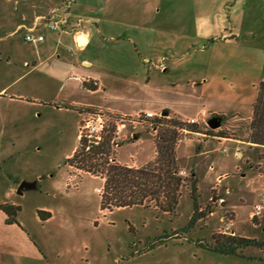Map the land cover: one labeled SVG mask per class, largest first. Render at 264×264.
Listing matches in <instances>:
<instances>
[{
    "label": "rangeland",
    "instance_id": "374dc122",
    "mask_svg": "<svg viewBox=\"0 0 264 264\" xmlns=\"http://www.w3.org/2000/svg\"><path fill=\"white\" fill-rule=\"evenodd\" d=\"M63 1L0 0V201L21 208L23 264H46L43 256L36 261L40 247L49 264H264V225L248 220L264 187V150L246 142L264 80V0H107L111 7L104 10L101 0H76L68 10ZM35 4L62 15L79 6L82 21L93 29L88 45L76 46L67 34L76 28L71 19L67 33L42 27L41 43H25L23 31L9 36L16 16L30 14ZM114 4L124 5L125 15H113ZM198 10L208 20L209 38L195 32ZM100 14L130 20L132 30L109 25L98 34ZM178 19L184 32L177 29ZM84 82L100 90L86 91ZM72 103L168 116L165 124L172 121L175 138L183 140L175 152L179 148L184 156L177 159L184 175L172 212L163 211V193L157 202L147 198L142 206L117 208L113 201L101 210L105 176L64 160L77 144L80 116ZM198 111L206 121L221 116L220 127L186 124ZM167 125L156 135L138 126L135 139H121L122 148L110 155L125 166L138 148L141 157L153 154L154 160L134 169L153 165L155 142ZM105 160L102 155L96 163ZM22 181H35L36 189L7 197ZM41 209L51 210L50 221L39 220ZM228 219L235 237L261 245L239 249L236 256L206 251L213 237L226 236L221 230ZM27 236L37 248L30 249Z\"/></svg>",
    "mask_w": 264,
    "mask_h": 264
},
{
    "label": "trees",
    "instance_id": "16d2710c",
    "mask_svg": "<svg viewBox=\"0 0 264 264\" xmlns=\"http://www.w3.org/2000/svg\"><path fill=\"white\" fill-rule=\"evenodd\" d=\"M83 86L86 87L85 82ZM89 89V88H87ZM92 88L89 90H96ZM72 108L78 112L87 110L86 108ZM80 109V110H79ZM83 109V110H81ZM220 121L223 119L218 116ZM167 125V124H166ZM171 127V128H170ZM175 127L172 121L168 123L166 128L160 132L155 142L156 158L153 165L144 168L134 169L116 162L109 164L108 157L111 153V132H108L101 143L97 146L88 144L87 140L81 138L78 146L72 156L65 160L67 165H78L77 169H82L88 174H102L105 176V196L101 200V210L106 209L108 202H115L117 208H130L142 206L147 198L154 202L158 201L159 194H164L167 203V210L164 212H172L178 201V188L183 179L177 175V157L175 152ZM249 135L246 139L247 143L254 145L255 149L264 150V80L259 82L257 94L252 105V117L248 125ZM88 150L86 151V148ZM106 156V160L97 164V157ZM102 167V168H100ZM192 191L195 184L191 182ZM110 196H107L108 194ZM104 200V202H103ZM105 204V205H104ZM194 212L196 204L194 203ZM0 210L6 216L5 223L7 225L18 224L17 217L21 210L20 206L13 204H0ZM37 216L41 222L50 218V213L45 211H37ZM194 218V216H192ZM191 218L188 225H192L194 219ZM213 246L204 248L206 251L223 255L236 256L239 249L260 246L261 243L255 240L239 238L235 236L213 237Z\"/></svg>",
    "mask_w": 264,
    "mask_h": 264
},
{
    "label": "crops",
    "instance_id": "0c3cea01",
    "mask_svg": "<svg viewBox=\"0 0 264 264\" xmlns=\"http://www.w3.org/2000/svg\"><path fill=\"white\" fill-rule=\"evenodd\" d=\"M110 5H111V3H108L107 0H101V2H100V6L102 7L103 10L108 9L106 6L111 7ZM118 8H119V10H118ZM112 9H114L113 15H120V16L125 15V12L123 11L124 5L122 6V4L119 7L117 4H114V5H112ZM51 10H47V9L44 10L42 8L38 9V8H36V4H35L34 9L30 14L22 12L16 16V18L13 21L12 26L9 30L8 35L13 36V35L17 34L19 32V30L22 28H31V27H35L36 25L38 26L37 29L41 30L43 27V22L40 18L43 17L44 15H46L47 13H49ZM198 11H200V10H198ZM83 14H84L83 10L80 9L79 6L72 8L70 10L69 14L68 13L65 14L68 19L76 20V21L79 20V23H78V25H76V28H74V30L72 32L67 33V34L72 36L73 41L75 42L76 46H77V43H76L77 37L79 35H83L86 38V43L82 44L80 46L81 48L86 47L88 45L89 39L93 33V29L89 25L87 26V24H86L88 21H84V22L82 21L81 18L83 16ZM98 16L101 18L100 22L95 24L96 25V29H95L96 31L95 32H97L98 34L105 33V31L107 30L109 25L119 26V28L121 30H124V32H127V33H130V30H132L131 25H130L131 24L130 20L129 21L128 20H122V19H119L118 17H111L108 19H104V16L101 14ZM82 23H84V24H82ZM91 23H93V22L91 21ZM177 24H180V26L177 25V29L180 30L181 32H184V26H183L184 23L182 21H179V19H178ZM194 27H195L194 28L195 32L197 34L202 35V33H203L205 38H209L210 33L204 32L205 29L209 27L208 20L206 18V15L204 14V11H202V13H201V11L198 13L197 19H196V24ZM117 38H120V37H117ZM82 65L84 67H87L86 65H90V63L87 61H83ZM86 77H91V76L87 75ZM70 79L77 80L79 78H78V76L71 75ZM81 86L83 89H85L86 91H90V92H96V91L100 90L98 88L94 91L89 90L83 86V83H81ZM72 104H73V106H78V107H82V108H86V109H90V108H94V107H100V106H96V105H92V104H86V105H79V104H75V103H72ZM107 110H111V109H107ZM114 110H116V112H118V113H124V114H133V113H136V112H139L142 110L150 111L149 109H136V110H132V111H123V110H118V109H114ZM114 110H111V111H114ZM202 111H198L196 114H198ZM173 113L176 115H179V116L180 115L185 116L179 112L173 111ZM78 115L80 116V121L78 123L77 130L79 128L80 122L82 121V119L84 117L83 113H78ZM76 141H77V144L72 148L70 153L65 156L64 160L70 158L72 156V154L74 153V151L76 150L77 145H78V141H79L78 136H76ZM138 142L139 141H136L135 143L132 144V146H136ZM152 145H153V143H152ZM121 148H119V149H121ZM178 150H179V148L176 149L177 159L184 158V156L180 155ZM184 150H185V153L188 152L187 157H190L191 156L190 155V146L187 145L184 148ZM139 152L141 153L142 150H140L138 148L133 150V152H129V155H130L129 159H130L132 168H138V167L144 166L148 163H152L154 160L153 154L149 155L148 157H141ZM116 161L118 162V164L124 165V163H121L119 158H117ZM125 164L129 165L128 163H125ZM65 173L66 172H64V179H65ZM42 178L43 177L37 178L36 181L40 182L42 180ZM50 178H52V175H50ZM14 192L16 194L15 189H11L10 191H8L7 197L10 198V196L13 195ZM6 202H7L6 199H3L0 201V204H4ZM9 203H11L13 205H17L15 202H9ZM41 211H45V212L50 213V218H48L43 223L48 222L52 219L53 213L51 212V210L41 209ZM5 219H6V216L0 210V264H23V260L25 259V253H24V249H23V244L25 243V241L23 240L24 234H25L24 227L19 220V215L17 217V223H18L17 225L16 224L7 225L5 223ZM18 237L21 239L20 242L18 240ZM27 239H28L27 241L29 242L30 249H33L34 247L37 248L35 242H33L32 239H30L28 236H27ZM40 248L39 249L37 248L38 255H36V261L42 260L40 257L43 256L44 263L49 264L47 255L45 254L44 250L40 249ZM85 263H86V260H85Z\"/></svg>",
    "mask_w": 264,
    "mask_h": 264
},
{
    "label": "built area",
    "instance_id": "2783aa9c",
    "mask_svg": "<svg viewBox=\"0 0 264 264\" xmlns=\"http://www.w3.org/2000/svg\"><path fill=\"white\" fill-rule=\"evenodd\" d=\"M76 0H64L62 6L68 10ZM43 22V27L49 32L67 33L66 29L68 26V18L66 15L59 13L58 9L51 10L49 13L40 18ZM79 20L75 22L78 25ZM37 25L31 28H22L19 30L23 31V41L25 43H41L44 41V31L37 29ZM83 119L79 124L78 128V139L84 138L88 144L97 146L102 142L104 136L111 132V152L119 148V141L121 139H135L134 130L138 126L147 127L150 132L157 134L159 128L165 126L164 120H168V116L163 112H153L142 110L134 114H118L113 111L103 110L101 108H90L83 111ZM206 119L204 114H197L195 117H188L185 119V123L188 125H198L200 122L206 125ZM207 126V125H206ZM129 131L128 136L126 132ZM185 132L184 130H181ZM224 140V139H223ZM183 140L177 138L175 144L181 143ZM88 147L86 148V151ZM225 152L226 149L224 148ZM238 153V152H236ZM109 163H115L116 159L111 155L108 157ZM126 167L132 168L131 164ZM177 175L182 176L184 172L179 171ZM100 193V189L97 190ZM248 220L255 226L264 225V187L258 194L257 202L253 205L251 212L249 213ZM233 221L228 219L226 225L223 226L221 233L228 236H234L232 231Z\"/></svg>",
    "mask_w": 264,
    "mask_h": 264
},
{
    "label": "water",
    "instance_id": "95a60500",
    "mask_svg": "<svg viewBox=\"0 0 264 264\" xmlns=\"http://www.w3.org/2000/svg\"><path fill=\"white\" fill-rule=\"evenodd\" d=\"M77 46H81L82 44L86 43V38L83 35H79L76 39ZM206 125L209 129L215 130L220 127L221 121L218 116H213L209 118L206 122ZM36 189V182H26L22 181L19 183L17 189H16V194L17 195H22L24 191L28 190H34Z\"/></svg>",
    "mask_w": 264,
    "mask_h": 264
}]
</instances>
